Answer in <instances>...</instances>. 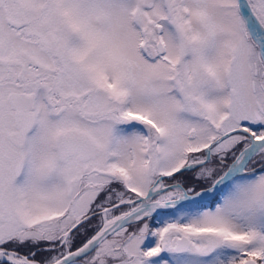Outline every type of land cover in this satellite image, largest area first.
Returning a JSON list of instances; mask_svg holds the SVG:
<instances>
[{
    "label": "snow or ice",
    "instance_id": "snow-or-ice-1",
    "mask_svg": "<svg viewBox=\"0 0 264 264\" xmlns=\"http://www.w3.org/2000/svg\"><path fill=\"white\" fill-rule=\"evenodd\" d=\"M0 264H264V0H0Z\"/></svg>",
    "mask_w": 264,
    "mask_h": 264
}]
</instances>
